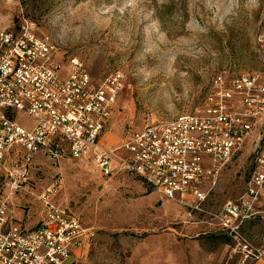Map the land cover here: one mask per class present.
I'll return each mask as SVG.
<instances>
[{
	"label": "rangeland",
	"instance_id": "1",
	"mask_svg": "<svg viewBox=\"0 0 264 264\" xmlns=\"http://www.w3.org/2000/svg\"><path fill=\"white\" fill-rule=\"evenodd\" d=\"M24 19L56 47L62 77L74 59L98 82L123 73L124 86L102 133L108 146L121 145L149 119L170 120L202 106L218 74L264 78V0L2 2L0 29L17 28ZM18 120L31 124L23 113ZM260 131H253L220 172L207 208L219 210L244 192ZM25 157L20 151L10 159L22 164ZM30 176L35 194L61 176L64 185L55 203L96 229L77 264L231 263L227 241L217 226L205 222V214L191 219L183 205L131 175L107 176L91 158L54 161L38 151ZM9 208L23 212L27 227L39 220L41 206L30 193L10 199ZM252 227L258 228L255 222Z\"/></svg>",
	"mask_w": 264,
	"mask_h": 264
},
{
	"label": "built area",
	"instance_id": "2",
	"mask_svg": "<svg viewBox=\"0 0 264 264\" xmlns=\"http://www.w3.org/2000/svg\"><path fill=\"white\" fill-rule=\"evenodd\" d=\"M55 54L56 47L26 19L0 29V264H77L96 237L94 227L55 203L61 176L37 194L31 190L30 164L38 151L54 161L91 158L107 176L125 171L183 205L191 219L205 214V222L229 239L228 264H264V232L257 236L249 228L264 222V78L218 74L202 106L170 120L149 119L121 145L108 146L102 133L124 86L123 73L98 82L74 59L62 77ZM19 113L31 124H21ZM257 128L254 170L244 192L219 210L207 208L220 172ZM20 151L25 161L14 164L10 156ZM24 192L41 206L33 227L9 208L10 199Z\"/></svg>",
	"mask_w": 264,
	"mask_h": 264
},
{
	"label": "crops",
	"instance_id": "3",
	"mask_svg": "<svg viewBox=\"0 0 264 264\" xmlns=\"http://www.w3.org/2000/svg\"><path fill=\"white\" fill-rule=\"evenodd\" d=\"M121 173H125V174H127V175H129L128 173H126L125 171H121ZM130 176V175H129ZM131 178H135V177H131ZM135 179H137V178H135ZM139 180V179H138ZM141 182V181H140ZM40 192V191H39ZM23 195H24V193H20L19 195H17L16 197H14L13 199H21V196L23 197ZM25 197V196H24ZM11 210V209H10ZM12 212H13V215H14V217H15V219L16 220H18V221H20V222H22L23 221V212L21 213V212H18V213H16V211H14V210H11ZM21 216H19V215ZM29 214V213H28ZM23 223V222H22ZM24 224V223H23ZM25 225V224H24ZM26 226V225H25ZM27 227V226H26ZM256 227H258V228H256V230H254V228L252 227L251 228V230L255 233V235H260V233H262V232H264V222H260L259 221V224L258 225H256Z\"/></svg>",
	"mask_w": 264,
	"mask_h": 264
},
{
	"label": "trees",
	"instance_id": "4",
	"mask_svg": "<svg viewBox=\"0 0 264 264\" xmlns=\"http://www.w3.org/2000/svg\"><path fill=\"white\" fill-rule=\"evenodd\" d=\"M224 236V239L226 240V241H228L229 239L225 236V235H223Z\"/></svg>",
	"mask_w": 264,
	"mask_h": 264
}]
</instances>
